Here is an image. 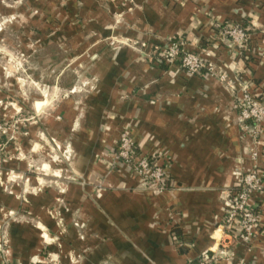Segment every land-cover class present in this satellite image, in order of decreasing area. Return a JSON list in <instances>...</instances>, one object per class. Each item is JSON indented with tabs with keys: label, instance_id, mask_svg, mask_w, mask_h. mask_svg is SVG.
<instances>
[{
	"label": "crops",
	"instance_id": "crops-1",
	"mask_svg": "<svg viewBox=\"0 0 264 264\" xmlns=\"http://www.w3.org/2000/svg\"><path fill=\"white\" fill-rule=\"evenodd\" d=\"M27 2L35 10L26 18L44 23L48 47L88 55L80 66L93 87L80 108L64 98L43 120L58 147L74 152L69 167L68 158L43 163L53 171L45 186L6 191L3 170L27 162L0 156V245L7 243L9 262L45 264L53 254L59 264H186L213 247L236 168L264 176V140L241 130L234 107L236 72L264 92V58L255 56L264 48V0ZM218 23L250 26L252 54L240 57L218 41ZM172 38L225 69L238 88L157 62L155 47ZM28 129L20 138L27 150L36 133ZM124 132L142 154H164L172 187L143 189L115 162ZM255 202L264 220V193ZM232 264H264V228L251 245L236 246Z\"/></svg>",
	"mask_w": 264,
	"mask_h": 264
},
{
	"label": "rangeland",
	"instance_id": "rangeland-1",
	"mask_svg": "<svg viewBox=\"0 0 264 264\" xmlns=\"http://www.w3.org/2000/svg\"><path fill=\"white\" fill-rule=\"evenodd\" d=\"M27 1L28 0H0V156L6 161L19 158L27 162L24 169L6 167L3 170L6 178L3 181L2 187L8 192L13 190V186L15 185L23 191L32 190L34 187L37 188L39 183L45 186L46 178L44 173L53 171L52 168L46 171L45 167L42 170L43 163H55L63 160L62 164L64 165L65 158H68V163L66 165L69 167V160L74 158V152L71 146L66 143V147H58L57 143H55L44 131L43 120L47 118L50 113L55 112L64 98H72L76 106L80 108L83 104L82 96L89 94L93 87V85L90 84L91 80L86 81L84 79L86 76L80 66L82 60L88 55L85 54L80 56V54L76 55L69 51L67 53L63 51L59 52L57 47L53 45L48 47L46 34H43L46 29L44 23L38 21L34 24V22L26 18L27 13L32 14L35 10ZM242 25L249 29L252 36V28L244 24ZM216 31V39L226 43L229 49L235 51L240 57L244 54H247V56L252 54L250 45L247 51L243 53L239 52L235 47L230 45L229 42L219 37L217 26ZM50 40L52 41L53 39ZM68 46L70 47V44ZM66 48L69 50L68 47ZM255 56L257 59H263L264 48H260ZM206 60L214 66L212 72H206L207 76L211 75L221 80V77L226 74L227 82L230 83L233 81L225 69L219 68V66L207 58ZM243 75L244 74L241 72H236L235 74L240 81L244 79V77H242ZM232 85L235 86V88H232ZM232 85L228 84V87L234 90L238 88L237 84ZM254 86L255 84L252 85V88L255 89L254 91H256V93H262V91L257 90ZM46 100L49 102L47 105L45 103ZM36 103V106L40 109H37L35 106ZM235 109L238 112L241 130L246 132L242 129L239 119V110L236 107ZM32 125L36 128V133L32 138L31 147L27 150L26 147L22 145L20 138L21 136H26L25 133ZM123 134H125V132ZM30 136L31 135H29V137ZM251 137L255 141L260 139L264 140V125H262L260 134L258 132L256 134L254 133L251 134ZM118 146L115 154V162L122 163V160L120 161L118 157ZM136 146L139 149L137 144ZM140 154L143 156H153L157 154L156 158L160 160L159 166L164 173L168 174L167 164L163 159V153L148 155L140 152ZM125 163L124 161L122 165L132 169L136 176L140 178L141 187L143 189L154 190L155 187H158L148 183L151 182V178L144 179L143 176L136 172L134 167H130ZM1 169H3L2 166H0V170ZM238 170L240 169L237 167L235 174ZM28 177L34 178L37 185L34 184L32 180L30 181ZM49 178L52 180L55 179L53 176ZM151 183H153V181ZM161 186L169 189L172 187V184L170 181H166ZM227 199L228 197L226 201ZM218 227L219 226H217V229ZM5 245L0 246V254L3 255L4 258L8 251L7 243ZM48 258L45 264H59L57 260L50 261ZM5 264H7L6 260Z\"/></svg>",
	"mask_w": 264,
	"mask_h": 264
},
{
	"label": "built area",
	"instance_id": "built-area-1",
	"mask_svg": "<svg viewBox=\"0 0 264 264\" xmlns=\"http://www.w3.org/2000/svg\"><path fill=\"white\" fill-rule=\"evenodd\" d=\"M216 26L219 37L229 42L239 52L243 53L249 49L252 36L247 27L242 24L230 23H218ZM141 46L146 47V44L142 43ZM155 54L157 62L169 65L179 63L189 75L206 74V72L214 70L213 64L207 62L201 53L188 51L186 43L180 38H172L163 48L155 47ZM226 79V74L221 77L224 82H227ZM236 80L240 85V94L236 95L235 107L239 110L242 129L250 135L257 132L260 134L262 125H264V93H256L255 89L252 88L254 83L250 80L242 79L240 81L238 77ZM229 84H235V81L233 80ZM232 88L235 86L232 85ZM118 147V157L122 163L125 161L126 165L134 167L144 179L151 178L153 183H148L158 186L154 190L163 191L167 189L161 185L169 181L170 176L164 173L159 166L160 160L156 158L157 154L153 156L141 155L136 143L127 133L121 136ZM252 154L257 155L256 150H253ZM239 169L236 172L237 183L229 193L226 211L216 232L215 245L201 252L197 258L188 261L186 264H232L236 246L240 243L251 245L260 236L264 228V220L255 198L258 194L264 193V176L257 168ZM8 256L7 251L5 254L6 262L11 264ZM47 258L50 261L57 259L53 254H49ZM47 258L43 259L42 262L46 263ZM39 262L41 261L37 260L34 263Z\"/></svg>",
	"mask_w": 264,
	"mask_h": 264
}]
</instances>
